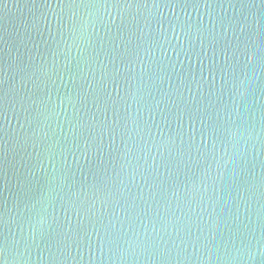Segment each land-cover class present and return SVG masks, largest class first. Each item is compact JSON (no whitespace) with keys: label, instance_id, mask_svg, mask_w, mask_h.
Wrapping results in <instances>:
<instances>
[{"label":"water","instance_id":"obj_1","mask_svg":"<svg viewBox=\"0 0 264 264\" xmlns=\"http://www.w3.org/2000/svg\"><path fill=\"white\" fill-rule=\"evenodd\" d=\"M0 264H264V0H0Z\"/></svg>","mask_w":264,"mask_h":264}]
</instances>
